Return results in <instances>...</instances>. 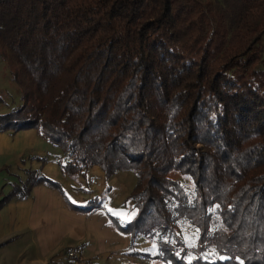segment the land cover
I'll return each mask as SVG.
<instances>
[{
    "label": "trees",
    "instance_id": "obj_1",
    "mask_svg": "<svg viewBox=\"0 0 264 264\" xmlns=\"http://www.w3.org/2000/svg\"><path fill=\"white\" fill-rule=\"evenodd\" d=\"M0 57L21 92L0 132L34 129L73 178L134 172V217L107 215L150 258L264 264V0H0ZM35 184L102 207L35 170L11 193Z\"/></svg>",
    "mask_w": 264,
    "mask_h": 264
},
{
    "label": "crops",
    "instance_id": "obj_2",
    "mask_svg": "<svg viewBox=\"0 0 264 264\" xmlns=\"http://www.w3.org/2000/svg\"><path fill=\"white\" fill-rule=\"evenodd\" d=\"M50 146L34 129L0 132V264H57L68 247L80 243L90 257L107 258V264L132 260L124 254L129 239L110 224L106 202L86 213L71 208L57 188L45 184L33 185L26 197L11 193L14 184L26 181L27 169L59 183L75 203L86 204L104 192L107 178L99 166L77 178L64 175L47 155Z\"/></svg>",
    "mask_w": 264,
    "mask_h": 264
},
{
    "label": "rangeland",
    "instance_id": "obj_3",
    "mask_svg": "<svg viewBox=\"0 0 264 264\" xmlns=\"http://www.w3.org/2000/svg\"><path fill=\"white\" fill-rule=\"evenodd\" d=\"M21 92L15 82L11 79L9 74L5 71L4 62L0 57V114L11 111L18 107L21 103ZM51 153H48V157H52L53 160L63 159V152L60 147L50 146ZM57 163V162H56ZM29 169L26 170V173ZM173 178H182L188 191L193 186L192 180L188 176H182L178 172L170 174ZM113 177V176H112ZM111 178V177H110ZM110 178H107V186L110 189L100 196H104L103 202H106L107 211L116 216L117 219L124 223L132 220L136 213V208L131 200H127L128 195L131 193L135 185L137 184V177L134 172L129 170L118 171L115 174L113 183H108ZM112 186V188H111ZM125 196L121 203H118L119 196ZM83 204V203H79ZM181 235L183 237L185 246H191L195 243L196 232L188 224L180 225ZM121 235L127 236L129 239V247L124 250V254L132 257V260H128L123 264H161L157 259L150 258L158 253V244L153 239H146L143 236L137 234L135 239L132 240L131 236L119 231ZM85 246V244H83ZM87 256L88 253L86 252ZM95 264H107V258H101L98 256L90 257ZM51 264V263H50Z\"/></svg>",
    "mask_w": 264,
    "mask_h": 264
},
{
    "label": "built area",
    "instance_id": "obj_4",
    "mask_svg": "<svg viewBox=\"0 0 264 264\" xmlns=\"http://www.w3.org/2000/svg\"><path fill=\"white\" fill-rule=\"evenodd\" d=\"M57 264H95L87 256L86 248L83 244H76L68 247L63 254L62 260Z\"/></svg>",
    "mask_w": 264,
    "mask_h": 264
}]
</instances>
